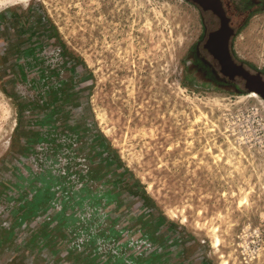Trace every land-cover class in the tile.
<instances>
[{"label": "rangeland", "instance_id": "1", "mask_svg": "<svg viewBox=\"0 0 264 264\" xmlns=\"http://www.w3.org/2000/svg\"><path fill=\"white\" fill-rule=\"evenodd\" d=\"M200 33L183 0H0V191L20 166L59 170V187L75 179L89 190V169L102 165L98 135L124 170L121 179L109 167V236L122 231L130 255L264 264V101L188 75ZM237 49L264 70V14ZM69 56L87 80L66 97ZM157 215L176 234L169 257L163 239L152 243ZM1 228L0 264H59L58 240L42 252V239H11L9 224Z\"/></svg>", "mask_w": 264, "mask_h": 264}, {"label": "crops", "instance_id": "2", "mask_svg": "<svg viewBox=\"0 0 264 264\" xmlns=\"http://www.w3.org/2000/svg\"><path fill=\"white\" fill-rule=\"evenodd\" d=\"M65 62L67 70L61 78L60 87L63 82L66 84L64 87L70 86L71 90L65 92L66 97H70L73 90L80 89L87 76L84 65L76 58L69 56ZM54 87L59 88V84ZM56 92L52 90L46 93L50 96L49 93ZM20 106L27 109L26 103ZM92 142L97 149L94 155L98 156L102 165L91 166L89 173L85 169V173L91 176L89 190L75 179L70 180L67 187H59L52 179L59 170L50 167L33 169L20 166L12 170L11 180L8 184L5 182L0 191V230L1 226L9 224V229L15 233L11 239L23 237L24 232L27 238L42 239V248L39 247L42 252L51 246L53 249L54 243L51 244L50 240H58L61 242L60 248L57 251L53 249V252L59 254V264H146L145 255L139 252L130 255L131 248L127 247L128 241H123L122 231L116 237L109 236V167H113L112 174L118 173L117 178L121 179L124 170L121 171L113 159L105 139L94 135ZM82 173L83 170H78L74 175L80 176ZM142 201L145 202V199ZM87 206L91 210L84 215ZM140 218L137 221L143 223ZM150 224L154 228L151 232L152 243H160L163 239L164 244L160 248L167 252L164 257H169L178 243L176 238H172L176 237L172 222L157 215L152 217ZM140 235L145 239L144 232Z\"/></svg>", "mask_w": 264, "mask_h": 264}, {"label": "flooded vegetation", "instance_id": "3", "mask_svg": "<svg viewBox=\"0 0 264 264\" xmlns=\"http://www.w3.org/2000/svg\"><path fill=\"white\" fill-rule=\"evenodd\" d=\"M199 15L201 33L187 57L199 85L228 94L257 93L264 101V70L239 53L237 41L250 21L264 14V0H183Z\"/></svg>", "mask_w": 264, "mask_h": 264}, {"label": "bare ground", "instance_id": "4", "mask_svg": "<svg viewBox=\"0 0 264 264\" xmlns=\"http://www.w3.org/2000/svg\"><path fill=\"white\" fill-rule=\"evenodd\" d=\"M23 1L24 0H18L19 3H23ZM248 95L251 96V97H257V94L256 93H253V92L248 93Z\"/></svg>", "mask_w": 264, "mask_h": 264}, {"label": "water", "instance_id": "5", "mask_svg": "<svg viewBox=\"0 0 264 264\" xmlns=\"http://www.w3.org/2000/svg\"><path fill=\"white\" fill-rule=\"evenodd\" d=\"M257 94V93H256ZM258 95V94H257Z\"/></svg>", "mask_w": 264, "mask_h": 264}]
</instances>
